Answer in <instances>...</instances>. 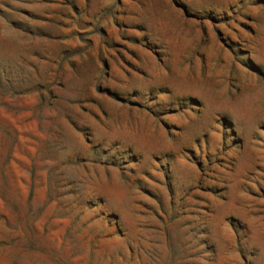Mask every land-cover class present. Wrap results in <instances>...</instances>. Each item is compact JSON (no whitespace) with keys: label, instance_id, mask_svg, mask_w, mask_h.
<instances>
[{"label":"rangeland","instance_id":"1","mask_svg":"<svg viewBox=\"0 0 264 264\" xmlns=\"http://www.w3.org/2000/svg\"><path fill=\"white\" fill-rule=\"evenodd\" d=\"M0 264H264V0H0Z\"/></svg>","mask_w":264,"mask_h":264}]
</instances>
